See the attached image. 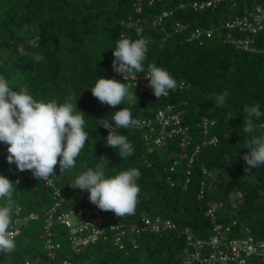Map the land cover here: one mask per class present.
<instances>
[{
  "label": "trees",
  "instance_id": "16d2710c",
  "mask_svg": "<svg viewBox=\"0 0 264 264\" xmlns=\"http://www.w3.org/2000/svg\"><path fill=\"white\" fill-rule=\"evenodd\" d=\"M132 1L0 0V128L5 114L12 119L0 136V206L15 204L22 214L38 216L17 236L0 237V264L45 260L39 235L50 189L37 178L15 183L4 171L13 162L22 171L33 165L51 175L66 204L79 197L72 190L79 178L102 182L106 192L100 209L124 224L158 215L205 236L204 208L208 201H221L217 221L234 218L233 231L247 226L254 238H264V53L235 48L226 41L234 32L225 29L201 43L171 33L175 20L218 25L229 11L224 6L176 9L153 26L154 14L185 0H142L138 13ZM135 18L139 22L133 28ZM124 34L144 40L137 47L135 72L152 69L165 81L183 80L187 88L152 99L110 79L109 72L123 69L127 59L128 52L120 48ZM262 45L259 35L254 46ZM167 103L182 105L183 123L193 126L202 114L215 122L211 133L217 143L201 149L184 187L186 163L165 171V153H145L140 131L127 125L131 117L149 116ZM104 120L119 126L105 133L99 128ZM199 165L212 177L196 200ZM52 229L59 243L55 262L181 264L182 243L171 232L134 235V248L125 239L118 249L108 237L72 252L66 230Z\"/></svg>",
  "mask_w": 264,
  "mask_h": 264
},
{
  "label": "built area",
  "instance_id": "2783aa9c",
  "mask_svg": "<svg viewBox=\"0 0 264 264\" xmlns=\"http://www.w3.org/2000/svg\"><path fill=\"white\" fill-rule=\"evenodd\" d=\"M141 1H132L133 12H140ZM217 5L224 6L230 11L221 18L218 25L190 26L188 22L175 20L170 25L171 33H183L186 41L201 43V40L209 38L214 31L225 29L234 32V35H228L226 41L235 48L264 53V45L254 46L255 38L259 35L264 36V0L180 1L175 7L154 14L150 24L160 25L162 20L169 17L176 9L200 12L205 9L212 10ZM137 22L139 19L135 18L133 28ZM120 41V48L128 52L127 59L123 69H114L109 72L110 79L120 81L152 99L165 98L171 93L187 88V83L183 80L165 81L152 69L142 73L135 72L133 63L139 58L137 47L144 40L142 38L132 40L128 34H124L120 35ZM12 101L11 98L10 103ZM183 114L182 105L167 103L156 106L149 116L131 117L127 125L140 131V140L145 153H165V159L169 162L165 171L171 172L181 162L186 163L182 182L184 187L189 180L190 165L197 161L203 147L214 146L217 143V136L211 133V130L215 128V122L208 114H202L193 126L182 122ZM118 126V123L108 120L102 121L99 125L100 130L105 133L113 132ZM5 169L13 176L15 182L39 178L42 184L50 189V202L42 214V233L40 234L45 255L43 264H71L67 259L55 262V249L59 246V243L53 240L55 233L52 228L55 225L66 230V244L73 252L108 237L118 249L123 247L125 239L134 248L136 246L134 235L171 232L180 238L182 243L179 256L181 264H264V238H254L247 226H241L237 232L233 231V227L236 226L234 218L225 222L216 220V213L222 207L221 201L207 202L203 214L209 222V233L198 236L189 226H178L173 221L158 215H143L138 222L129 224L107 216L100 209L102 195L106 192L105 184L100 181L79 178L72 186V190L79 197L70 204H66L64 196L51 176L33 166L28 171L22 172L16 163ZM199 170L202 178L195 195L196 200L203 196L207 180L212 177V171L203 165H199ZM166 180L169 185L172 184L168 176ZM9 212L10 217L6 216V211L0 215L8 228L2 233L8 236L16 234L20 227L26 226L28 222L37 218V215L32 212L21 214L18 206L12 207ZM22 264L29 263L25 261Z\"/></svg>",
  "mask_w": 264,
  "mask_h": 264
},
{
  "label": "clouds",
  "instance_id": "9594fccd",
  "mask_svg": "<svg viewBox=\"0 0 264 264\" xmlns=\"http://www.w3.org/2000/svg\"><path fill=\"white\" fill-rule=\"evenodd\" d=\"M0 86H1V84H0ZM11 98L13 99V101H12V103H10V100H11ZM7 105H8V107L9 108H12V106L14 105V98H13V96H9L8 97V101H7ZM11 115L9 114V113H7V114H5V123H4V127H3V129L2 128H0V136L3 134V132H5V130H7L8 129V127L10 126V124H11ZM100 128V127H99ZM23 154L24 155H26V154H28V152L27 151H25V152H23ZM13 163H15V162H13ZM13 163H11V164H13ZM11 164H8V165H5V167H4V171L7 173V174H9L11 177H12V179H13V176L5 169L7 166H10ZM17 164V163H16ZM31 166H33V165H31ZM30 166V167H31ZM29 167V168H30ZM34 167V166H33ZM29 168L27 169V170H25V171H28L29 170ZM21 169V168H20ZM37 169V168H36ZM38 170V169H37ZM22 171V170H21ZM25 171H22V172H25ZM40 171V170H39ZM41 172V171H40ZM43 173V172H42ZM44 174H46V173H44ZM46 175H48V174H46ZM49 176H51V175H49ZM51 178L53 179V177L51 176ZM24 180H28V179H24ZM31 180V179H30ZM37 180L38 181H40L41 182V180L39 179V178H37ZM13 181H14V179H13ZM15 182V181H14ZM19 182V181H18ZM18 182H15V183H18ZM53 182H54V179H53ZM41 184H42V182H41ZM55 184V183H54ZM43 185V184H42ZM56 185V184H55ZM43 186H45V185H43ZM57 186V185H56ZM58 187V186H57ZM59 188V187H58ZM61 191V190H60ZM51 194V193H50ZM63 195V194H62ZM50 202V201H49ZM15 206H17V205H15V204H7V205H4V206H0V215H1V213L3 212V211H6V216H8V217H10L11 216V213L9 212L10 211V209L12 208V207H15ZM21 213V212H20ZM33 213V212H32ZM22 214V213H21ZM1 217V216H0ZM38 217V216H37ZM37 219V218H36ZM35 219V220H36ZM35 220H33V221H35ZM31 222V221H30ZM8 230V228H7V225H6V222L5 221H3V219L2 218H0V237H7V238H13V237H15V236H17L18 234H19V231H20V228H19V230H18V232L16 233V234H14V235H12V236H8V235H6V234H3L2 232H5V231H7ZM52 231H53V229H52ZM54 232V231H53ZM42 233V232H41ZM55 233V235L53 236V237H55L56 236V234H58V233H56V231L54 232ZM66 235V234H65ZM39 237H40V235H39ZM54 240V239H53ZM55 241V240H54ZM55 242H58V241H55ZM65 242H66V240H65ZM42 245H43V243H42ZM67 245V244H66ZM59 247V246H58ZM57 249V248H56ZM69 249V248H68ZM42 250H43V248H42ZM70 250V249H69ZM43 252H44V250H43ZM73 252V251H72ZM78 252V251H77ZM44 257H45V255H44ZM25 261H27L29 264H33V263H31L28 259H23V260H21V261H19V262H17L16 264H22L23 262H25ZM61 261V260H60ZM45 262V260L43 261V263ZM43 263H40V264H43ZM71 263V262H70Z\"/></svg>",
  "mask_w": 264,
  "mask_h": 264
},
{
  "label": "rangeland",
  "instance_id": "374dc122",
  "mask_svg": "<svg viewBox=\"0 0 264 264\" xmlns=\"http://www.w3.org/2000/svg\"><path fill=\"white\" fill-rule=\"evenodd\" d=\"M72 220H73V217H72Z\"/></svg>",
  "mask_w": 264,
  "mask_h": 264
}]
</instances>
